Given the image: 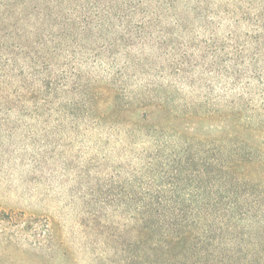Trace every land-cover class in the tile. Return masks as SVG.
Returning <instances> with one entry per match:
<instances>
[{"label":"rangeland","instance_id":"374dc122","mask_svg":"<svg viewBox=\"0 0 264 264\" xmlns=\"http://www.w3.org/2000/svg\"><path fill=\"white\" fill-rule=\"evenodd\" d=\"M57 1L0 0V57L53 48L37 17ZM63 3L89 22L46 57L53 78L0 84V264H128L151 246L132 243L140 181L192 177L171 153H225L226 134L261 160L238 165L264 230V0Z\"/></svg>","mask_w":264,"mask_h":264},{"label":"trees","instance_id":"16d2710c","mask_svg":"<svg viewBox=\"0 0 264 264\" xmlns=\"http://www.w3.org/2000/svg\"><path fill=\"white\" fill-rule=\"evenodd\" d=\"M57 2L45 5L46 13L37 17L40 25L49 24L60 32L59 38L54 31L51 35L50 40L58 38L53 42V48L46 45L38 51V54L41 52L39 55L31 53L27 56L11 48L10 57H0L1 86L24 79L26 82L29 76L33 78L39 66L42 67L39 73L45 74L38 78L43 81L53 78L46 57L67 42L66 36L75 38L74 29H83L82 26L89 22L80 27L75 18L60 20L56 11L63 9L61 4L66 0ZM39 32H35L36 38ZM36 40L45 44L41 38ZM10 45L14 46L13 43ZM222 139L224 143L220 146L225 153L218 151L205 159L197 152L199 145L193 147L196 151L184 147L171 153L176 166L174 172L182 175L190 170L192 177H148L149 181H140L139 184L144 185L134 210L132 243L142 248V243L151 241V246L146 245L141 255L133 254L128 264H149L154 258L164 262L178 258L184 260V264H225L227 261L235 264L247 254L254 257L257 251L264 249L260 248L264 246V230L249 219L248 211L256 204H248L245 199L254 194L253 179L242 178L238 165L239 161L255 160L257 164L261 160L254 156L253 148L246 150L235 136L226 134ZM188 179L189 183L186 182ZM182 184L190 185L189 191H182ZM246 189L250 191L244 195ZM260 221L264 224L263 218ZM250 245L254 246L255 252L248 250ZM260 254L264 257V253ZM155 264L161 263L156 261Z\"/></svg>","mask_w":264,"mask_h":264}]
</instances>
